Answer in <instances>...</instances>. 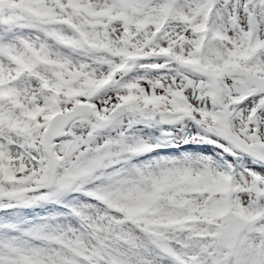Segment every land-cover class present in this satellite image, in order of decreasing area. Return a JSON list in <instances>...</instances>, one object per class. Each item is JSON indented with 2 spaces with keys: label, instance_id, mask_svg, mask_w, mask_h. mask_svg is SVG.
Listing matches in <instances>:
<instances>
[{
  "label": "snow or ice",
  "instance_id": "obj_1",
  "mask_svg": "<svg viewBox=\"0 0 264 264\" xmlns=\"http://www.w3.org/2000/svg\"><path fill=\"white\" fill-rule=\"evenodd\" d=\"M0 264H264V0H0Z\"/></svg>",
  "mask_w": 264,
  "mask_h": 264
}]
</instances>
